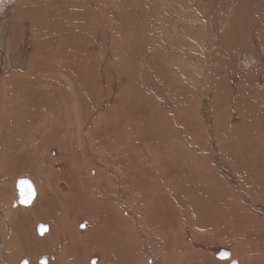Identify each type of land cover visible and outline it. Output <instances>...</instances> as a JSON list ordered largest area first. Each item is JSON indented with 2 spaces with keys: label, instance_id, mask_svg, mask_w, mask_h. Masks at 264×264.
I'll return each instance as SVG.
<instances>
[{
  "label": "bare ground",
  "instance_id": "6f19581e",
  "mask_svg": "<svg viewBox=\"0 0 264 264\" xmlns=\"http://www.w3.org/2000/svg\"><path fill=\"white\" fill-rule=\"evenodd\" d=\"M100 1L104 2L105 0H0V87L3 86L2 93L3 90L4 93L5 92L7 93L8 90L6 91V85H9L13 93L19 94L22 92L24 95L27 92H34L37 98L42 101H44V99L42 98V96H44L43 94H45L46 96L48 95L50 98V102L48 101L49 104L52 105L53 103L56 106H58L57 101L59 102L60 98L63 99L66 96H68L67 99L61 101L62 105H60V107L58 106L61 111L60 114L59 113L55 114L52 111V108H49L47 110V109H40L39 106L37 107V112L35 116L38 119V123L35 122L36 126L33 132H35V130L39 131L37 129L43 127L44 128L43 139H41V141L38 142L33 147L26 150L29 151L32 150L38 154L41 153L42 156L44 155L45 160H47V162L50 163L51 159L48 156H45V154L49 153L48 155L50 157L51 156L54 157V155H56V153L58 154V152L56 147L53 146L54 144H52L48 148L47 145L53 142L55 143L54 140L56 139L55 137L56 134L57 137L63 135L62 134L63 123H61L63 120L61 121V119L63 118L64 120H66L65 123L68 124V127L66 126V128L64 129L66 131L64 134L67 133V135L69 136H73V137L75 136L76 138L82 140L84 136L87 137L86 139H88L89 134L92 135L95 134V132L92 131V128H94L95 126H91L92 127L91 129L86 130L87 129L86 125H88V120L92 119L93 115H98L100 120L113 121L114 119H117L116 122L119 121L121 126L116 127L115 131L119 132L118 133L119 135L114 136V143L112 138H110L107 141H103L101 139L99 142L96 143V145L90 146V148L96 146L95 147L96 151L90 149V153L86 154L85 158L88 161V163L93 159L90 162L92 163L93 161L95 162V157H94L96 155L95 152L102 151L103 154L111 155V153L115 151L121 155L120 157L121 159L119 163L122 167V169L119 167L120 168L119 171H117L118 170L117 167H116L117 169L116 171L115 170L110 171V169L114 167V165L111 166L110 164L109 167L111 168H109L106 166L107 164L105 165L102 163V166L97 167L96 171L95 168H90V166H87L88 168L85 171L83 168L81 169L78 167L76 168V170H73L68 167V164L58 163V166L64 167L63 169L65 171L63 170L59 171L60 169L57 170V172L48 171L46 173L45 171L43 172L41 171L42 173L40 174H42V177L40 178L39 182L36 179V181L40 185L39 186L40 194L38 193L37 198L34 199L33 204L29 208L16 209L19 212L18 219L20 220L18 221V223L14 225L13 217H12L11 221L7 224L5 222V219H3V217H5L4 215L5 213L1 212L2 216H0L1 217L0 226H4L3 227L4 231H7L9 229L11 236L9 237L6 244H4V239L6 237L4 235H1L3 231H1L0 228V253L1 252L6 253V255L0 254L1 255L0 263L16 264L17 259L23 255L34 256L40 252L41 253L49 252L55 243L60 245L61 243L65 242V239H67L69 242L68 245L63 250H61L60 260H63L64 258L72 257L74 259V264H88L89 256L87 257L86 254L88 252H91V250H93V252L90 255L92 254L97 255L96 258L90 257V259L93 258L91 259V261L93 262L94 260L100 259L99 262H97L96 264H180V262L182 264H197L198 259L202 257H207L208 259H210L211 256L210 254L202 250H198V251L188 250V247L200 248L202 247V245L204 247H206L205 245H207L206 242L200 240V237L195 238L196 236L195 231L197 233L199 231L203 233H209L212 231V229H214V227H217L220 228L222 233L231 234V235L234 234L237 235L241 233V235L243 236V246L247 250L245 251L246 252L245 254L243 255L241 254L242 255L241 259H243V261L245 262L247 261L250 262L256 258L259 260L256 261L258 264L259 262L260 264H263L264 241L260 242L261 247L254 248L246 243L245 234L251 233L254 235H258V234L264 235V206L261 205L260 203H257L260 200H261L260 202L264 203L263 202L264 197H261L264 194H259L257 193L256 190L253 193V195L250 197L244 191V188H242L241 184L239 185L240 180H238L236 177L231 175L230 166L233 165L232 161H230L228 158L226 159L225 164L222 163L223 161L220 156V151H218V148L216 147L217 144H215V137H214L216 131L214 130L213 127L214 124L213 116L214 115L216 116V114H214V112L210 113L209 111L210 110L209 108L211 106V103L209 105L210 97L207 95V92L203 89L207 84H212L215 89L216 88L218 89L219 86H221L222 83H224V80H226L227 74L230 73L229 75H232V77H234L233 72L234 74L238 72L242 73L244 72L243 69L249 66L252 67L255 64V62H257V63H261L260 69L262 70L256 73L257 75H255V77L251 79L250 83H252L253 87L256 88V91L258 89L264 91V75H263L264 45L260 43V39L256 33V30L260 26V23L262 22L264 24V0L257 1L258 8L249 6V4L252 5L251 3H255V0H250L251 3L248 2V4L245 5V8H243L241 14L243 15L244 11H246L245 9L247 8L249 11V18L248 15L247 16L243 15L242 20L244 22V25L238 24L236 26L238 28L236 34L240 38L239 41L241 42V44L242 43L250 44V48L248 49L250 51L246 52L242 48H240V50L234 49L235 52L232 53V55H230V58L227 59L226 61H224L225 59L224 58L223 63L221 62L222 66L220 68V72L222 73V75L220 77L217 78L213 77V75L215 74L213 73L214 72L213 70H210L211 69L210 65L212 66L214 65L212 64L213 61L212 57H214L215 54L213 56L212 53L211 54L212 57H211L209 52L210 48L205 44L206 45L205 53L207 55L206 57H204L203 60L205 61L204 63L206 65L205 67H203L204 83L198 85V82L193 80L192 87H186V88L187 90L194 89L195 91L192 94L200 96L199 98V100L201 101L200 111H201V116H203L204 119L203 121H198V122H200L201 126H204L205 132L203 135L206 137V139H208L209 142H206V144H204L202 148H200V147H196L193 141H191L193 143L192 145H194V148L190 146L192 149H190L189 153L184 151V148H187L188 144L186 143V141H184L185 139H187V136L184 135L183 133L184 131H182L183 126L181 125V122H183L182 120H184L185 124L191 125L192 128H196V123L193 115H190L188 120L185 121L184 117H180L177 113H175L174 109H172L170 104L166 101L165 96L161 90L160 84L157 83L156 81L152 80L150 81V83H145L144 81L143 82L141 81L138 82L136 85H132V86L131 84L127 85L126 81L124 80L117 81L116 77L117 74L119 75L120 70L118 67L115 66L113 61L112 62H108V61L114 59H119L120 61V59H131L133 57L132 59L136 60L140 64V66L142 63L143 66L142 61L144 58L143 57L144 53L143 54L141 53L142 55L139 54L138 56H135L137 52L132 50L133 43L131 42L130 38H127L126 35H125V37L127 38V41L125 42L126 45L124 43L123 47L120 46L121 48H117L116 45H114V39L116 37L115 28L108 24L104 25L102 19L104 18L103 17L104 14L107 17L106 13H108L111 10L107 9V11H105L106 13L103 12L102 11L103 7L100 8L99 6ZM145 1L146 4L147 0ZM217 1L221 2L222 4H226L230 0H217ZM195 3L196 0H191V4L189 3V6L193 8L195 7ZM148 7L146 8V12L149 11ZM199 8L201 7H198V9ZM257 10H259L258 13L261 12L260 13L261 15H259V17L251 15L253 12ZM211 14H208V16L211 18V22L213 20H217L221 18L218 17L215 12ZM201 16H198V18L205 19L202 18L203 16L202 17ZM38 17H44L45 19H43V21H38L37 19ZM160 17L161 19L165 20L162 16ZM114 19L117 18L115 17L111 19L110 22L112 21L115 22ZM199 23H202V21H200ZM202 24H200L201 25L200 27H204L203 38L206 39L209 32L207 29H205L206 27ZM208 24L209 23H207L206 25ZM112 25H114V23ZM72 28L73 30L78 29L79 31L77 32L79 33L75 35ZM81 31H84L85 33H80ZM146 32L148 33L146 37L150 38L149 37L150 29ZM179 32L181 31L179 30ZM210 32L212 33L213 31ZM197 33L199 32L197 31ZM144 34L146 33L144 32ZM116 40L119 39L116 38ZM186 40L190 41L188 39ZM186 40L184 39V41ZM217 41H215V43ZM226 42L224 44H226ZM220 43H222V41ZM220 43L217 42V44ZM233 43L235 42L232 41L231 45H233ZM226 46L229 47V45ZM177 48H182V47L180 45H177ZM221 50L223 51V49ZM253 50L255 51V56L252 54ZM147 53L151 54V52L146 51L145 54ZM222 53H224V51ZM133 63L132 61L130 62L131 68L133 66ZM51 64H53V68L48 67V65ZM30 66H40L41 68H39L37 72L32 73L31 72L32 68H29ZM28 68L30 70L29 72L26 73ZM15 70L18 71V73L20 74H17ZM78 72L82 74L84 77L86 76L90 77L92 75L96 76L95 81L97 82V85L95 84L94 87H91L89 84L88 85L86 84V86H90L89 91L87 92L88 89L86 91L85 89L81 90V91H85L82 97L92 96L93 102L88 101V103H84V104H81L78 101L74 102L75 96L74 97L72 96L73 92L71 89L72 88L71 85L77 83ZM6 73L8 76L4 77L6 76ZM225 73H227L226 76H224ZM80 77L81 75H79L78 77V80L80 79L79 82L81 81L82 78ZM211 77L212 79L213 78L214 79L212 80ZM108 79L110 80V88H106L107 86L105 87L106 83L103 84ZM189 79L190 76L189 77L185 76L186 84L189 83ZM205 81L208 83H205ZM37 87L39 90L37 89ZM182 88L184 87L182 86ZM138 91H141V95L143 94V91H148L152 95L149 96V98L152 99V103H150L149 106L150 109L148 110V112H150V114H153L154 116L150 118V120L148 119L146 120L148 122L151 121L152 123H155V120L161 119L160 120L161 123L163 122L171 123L172 124L171 128H166V130H163L162 126L158 125L159 123L157 125L152 124L154 127L157 128V131L156 134L153 133V135L149 136L147 134L148 131H146L150 128L148 127L149 123L146 122L147 126H144L146 123H143L144 125L142 124L141 127L138 124H137L138 126L136 125V127H140V128L144 126L143 129L145 132H142L140 129V132H142L140 134H138L137 131L134 129V125L136 124L135 122L126 123V124L123 123L125 121L124 117H121L123 114H125L128 111L134 113L132 109L129 110V108L126 107L131 108L132 106L134 108L133 110L136 109L134 107L135 105L133 101L134 99L130 97L131 98L130 102L132 101L133 102L127 103L125 101V98L127 96H131V94H135ZM119 92L123 93L125 97L122 98V95H120ZM242 98L243 97H240L239 101H241ZM156 99L160 101L158 107L153 105V103L156 102ZM4 101H5L4 99L0 100V104H1L0 120L2 121H5L6 116H8L7 112L5 111L6 109L4 106L5 104ZM195 101L196 103L198 102L197 100ZM33 102H37V101H33ZM212 103H214V99ZM263 104H264V99H261V101L257 105L252 104V112L256 110V115L253 116H249V115L244 116L243 114L246 113L247 111H245L244 108L242 110L238 109V105L236 106L234 105L233 106L234 109L232 108L233 111L229 113L230 120L236 123L234 125L237 124L246 125L247 132L245 133V135L248 137V139L251 138L253 139V137L251 136L254 135L253 132L255 131L254 127L262 129V131L264 130V107H260V105L263 106ZM89 105L94 108L93 110L95 111L94 113L90 111L89 112L86 111V108H88ZM154 109L155 111L152 112ZM250 109L251 108L248 109L249 114H250ZM41 110H43V113L45 115L41 114L42 113ZM49 110L54 113L52 116H48ZM142 110H145L144 107L143 109H141V113H143ZM241 111L243 112L241 113ZM21 114H23V111L19 110L18 115ZM212 114L214 115L212 116ZM31 115H32L31 112H27L28 118H30ZM142 115L140 116L142 117ZM256 116H259L261 118V121H259V119L256 118V123L258 125L255 124L254 122ZM46 117L50 120V122L49 121L45 122ZM99 118L97 119V121L99 120ZM217 119L219 122L221 123L223 122L218 117ZM249 119H251L253 122H250ZM55 121L56 123H58L56 133H54V129L52 130L53 133H50L49 129L51 127H49L48 124H52ZM142 122H138V123L141 124ZM30 124H31L30 121H28L25 124L22 123L18 137L20 136L21 132L29 128ZM39 124L41 127L39 126ZM223 125L224 122L222 126ZM2 127L3 124L1 123V128ZM145 127H148V129L145 130ZM102 128H106V129L108 128L111 131L113 129L111 125H109L108 127L102 125ZM40 131L39 133L42 134V132ZM163 131L168 133V135L166 136L165 139L160 140V136ZM113 134L114 133H112V135ZM24 137L26 136L24 135L23 137L21 136V138L19 137L20 143H22L23 140H26L24 139ZM62 137L60 138L62 139ZM98 137H102V136H100L99 134ZM177 137L178 140L173 145L179 143L181 145V149L183 150L175 149L173 147H168L164 150H158L153 148V145L157 142L163 143V147H167V144L170 143L171 140L176 139ZM8 138H12V137H8ZM80 141L77 142V146ZM62 142L64 143L65 141ZM83 142L84 141L80 143ZM63 143L62 146L64 147L67 143H64L65 145H63ZM99 143L101 145L98 147ZM112 143L114 144V146H116V149L114 148ZM86 144L88 147L87 149H89L88 144L91 145L92 143L87 142ZM45 147L48 150L47 153ZM75 148L79 149V146L78 148L77 147ZM119 148L121 149L120 152L118 151ZM67 149H68L67 153L69 151L67 155H69L70 150L69 148ZM76 149L72 147V151L75 153L77 152ZM22 151L23 150H21V152ZM79 151H81V149ZM81 152L79 154H81ZM198 152L200 154L204 153L203 155H201L202 157L198 155ZM72 153L70 154L69 157H71ZM26 154H28L27 151ZM12 156L15 157L18 155L15 156L12 155ZM96 157L98 156L96 155ZM177 157L179 160V164L190 163L195 168L193 170V175L189 181L181 182L177 180L175 177L168 176L162 171L163 170L162 166H164L165 168V166L172 165L171 161L168 162L169 158L170 159L173 158L174 161L176 160ZM19 158L21 159V157ZM110 158L114 159L112 157ZM8 159L10 160L11 158ZM69 159L71 160V158ZM53 160L54 162L50 166H54L56 164V161H60L61 159L58 160V158H53ZM258 161H259V157L257 162ZM77 162L81 163L78 160ZM201 162H203L204 164H201ZM14 163L16 167V162ZM240 164H241L240 162H236L235 166L240 167ZM204 165L207 166V170H203ZM35 168L36 166L34 167V169ZM40 170H44V168H41ZM90 171L92 173L96 172V174H91ZM204 171L206 172L208 171V174H205L206 172ZM252 171H254V174L252 173L253 175L251 177H253L258 172V170L257 171L252 170ZM110 173L112 175H110ZM117 173L121 175L120 178ZM35 174L32 173L33 176H35ZM123 174L125 177H123ZM48 175H51L50 179H48L47 177ZM35 177L37 178V176ZM20 178H26V177H20ZM55 178L57 179L54 180ZM26 179L30 180L29 178ZM1 181H2V175L0 177V183H2ZM54 181H57L55 182L57 187H53ZM30 182L32 183L35 189L33 182L31 180ZM215 182L217 183V185L218 184L221 185L220 188L222 190L225 189L224 185L228 188L227 184H230L229 191L231 190L236 195H238L240 200L235 201L234 199H228L227 197L229 195L226 196L224 193L223 195L218 196L219 194L218 190H216L217 192H214V190L211 192L210 187L211 185L213 186ZM177 183H180V186H177ZM198 185L200 187H203V189L207 191V194H201L203 191L202 189H199V187L196 188ZM3 188L5 187H2V189L0 190H4ZM131 189H133V191L135 192L133 193V195L132 194L130 195L135 196V198H130V197L126 198V195ZM184 191L188 196L197 199L196 206L186 207L191 205V203L189 205L188 203L192 202L193 199H191L186 206H181L180 204L171 205L168 203V201L174 198L176 195H179L180 197H182L181 195L184 196L185 195L183 194ZM35 195H36V190H35ZM137 195L140 196L136 197ZM195 202L193 204H196ZM12 205L14 207L19 205L20 207V205L23 204H20L18 202V197H17V201L13 202ZM44 206L50 207V210L46 212V215L42 213V209ZM3 209L4 208L0 206V210ZM182 209L185 211V213L182 212L181 214L182 216H180L178 211H182ZM55 210L56 211L63 210L62 214L64 215V218H60L58 220ZM196 210L200 212L199 214H202V215L197 214V216H203L204 212L208 214H211L212 212L217 213L216 215H211V216L208 215L210 216L209 218H213L214 216L215 217L217 216L218 217L217 221L216 222L212 221V223L210 222L207 225L205 224L201 225V223L199 225L193 224L192 221H196L197 216L195 217V219L192 218L194 214L192 213L193 214L192 216L191 212H195ZM237 211L242 215L243 220H235ZM29 214L33 215L32 219L23 218ZM137 215H141L142 218L140 219L139 216L137 217ZM230 215L233 216L232 219ZM85 218H88L90 220L88 221L86 229L78 230L77 229L78 225L80 222H82L80 220H85ZM40 219L53 220L54 227H52L49 234H45L43 236L41 235L37 238L35 235L34 223L36 221H39ZM69 219H73L72 223L69 221ZM69 223H71V225ZM251 223L255 224V226L254 227L250 226L248 228V225H250ZM83 224L86 225V222H83ZM41 226L44 225L43 224L37 225V230L39 233L42 232ZM27 227L29 229H27ZM145 231H149L148 234H150L151 237H148V234L145 233ZM216 234L218 235L220 233H216ZM31 237H34L36 244L34 245L30 244ZM76 238L80 240L82 243H79ZM184 238L188 239V242L184 240ZM153 240L154 241L159 240V242L161 241L164 245L162 243L161 245L155 244L154 242H152ZM224 244L225 245L222 246L223 248L226 247V245H228L227 242ZM3 249H5V251ZM82 249H84L83 252ZM163 250H164V255L160 257L158 254ZM168 251L169 253H167ZM213 251L215 253H219L220 255L222 252L221 245L214 246ZM184 253H186V256L182 258L181 255ZM54 258L55 255L52 253L49 256L40 257L39 259L36 260V262L44 264L49 259L51 261ZM180 258L182 259L179 262L178 260H180ZM149 259H151L152 261L148 262ZM174 259H178L177 261L179 263H176ZM165 260L168 261V263L165 262ZM212 261L211 263H213ZM230 261H236V260L232 259ZM214 263L216 264L219 262H214ZM58 264H67V262L64 261L58 262ZM236 264H238L237 261ZM242 264H244V262Z\"/></svg>",
  "mask_w": 264,
  "mask_h": 264
},
{
  "label": "rangeland",
  "instance_id": "374dc122",
  "mask_svg": "<svg viewBox=\"0 0 264 264\" xmlns=\"http://www.w3.org/2000/svg\"><path fill=\"white\" fill-rule=\"evenodd\" d=\"M108 1L107 0H105L104 2L100 1L99 6H100V8L103 7L102 8L103 12L107 11V9L111 10L108 13L105 12L107 14V17L103 13L104 14L103 17L105 18V20H104V18H102V19H103L104 25L108 24V25L113 26L115 28L116 37L114 39V45H116L117 48H121V47H123L124 43L127 41V38H130L131 42L133 43L132 44V50L137 52V54L135 56H138L139 54L144 53V55H143L144 58L142 61L143 66L141 63L142 67L140 66V64L136 60L132 59L133 57L131 59H120V61H119V59H114V60L108 61V62L113 61L115 66L118 67L120 70L119 75L117 74V77H116L117 81L124 80V81H126L127 85L131 84V86L136 85L138 82H141V81L142 82L144 81L145 83H150V81L153 80V81H156L157 83H159L161 90L165 96L166 101L170 104L172 109H174L175 113H177L180 117H184L185 121L188 120L190 115H193V117H194V120L196 123V128H192L191 125L185 124L184 120H182L183 122H181V125L183 126L182 131H184L183 132L184 135L187 136V139H185L184 141H186V143L188 144L187 148H184V151L189 153L190 149L194 148V145H196V147L202 148V146L204 144H206V142H209V141L203 135L205 132L204 126H201L200 122H198V121H203V119H204L203 116H201V111H200V103H201V101L199 100L200 96L199 95H193L192 93L195 90L194 89H188L187 90L186 87H192V81L193 80L197 81L198 85L204 83L203 67H205L206 65L204 63L205 61H203V60H204V57H206V55H207L205 53V50H206L205 46L206 45L210 48L209 49L210 55L213 53V56H214V54H215L214 57H212V55H211V57L213 58L212 64H214V65L213 66L210 65V68H211L210 70L214 71L213 73L215 75H213V77H215V78L220 77L222 75V73L220 72V68L222 66L223 59L225 58L224 61L229 59L230 55H232V53L235 52L234 49L240 50V48H242L246 52L250 51V50H248L250 48V44L249 43H242L241 44V42L239 41L240 38L236 34V31L238 30V28L236 26L238 24L244 25V22L242 20L243 15H246V16L248 15V18H249V11L247 8L245 9L246 11H244L243 15L241 13H242L243 8H245V5H247L248 2L251 3L250 0H241V1L240 0H230L226 4H222L221 2H219L217 0H213V1L212 0H196L195 7H193V8L191 6H189V3L191 4V0H147L148 4L147 3L145 4V2H146L145 0H108ZM257 1L258 0H255V3H251L252 5L249 4V6H253L254 8H256V7L258 8V2ZM112 2H113V4H112ZM114 4H116V5H114ZM147 7L149 9L148 12H146ZM198 7H201V8L198 9ZM208 9L211 11H209ZM222 9H223V11H222ZM200 12L202 13L203 17L201 16ZM213 12H215L216 15L218 17H221V18H219L217 20H213L211 22V18L208 16V14H211ZM230 12H231V14H230ZM258 12H259V10L253 12L251 15L259 17V15H261L260 14L261 12L260 13H258ZM145 13L147 14V17H146ZM219 14H220V16H219ZM225 14H226V16H225ZM143 15H145V16H143ZM160 16H162L165 20L161 19ZM198 16H201L202 18H205V19H199ZM115 17L117 18V19H114L115 22L112 21L115 25L114 26V25H112L113 23L110 22V20L115 18ZM37 19H38V21H43V19H45V18L44 17H38ZM199 20L202 21L203 24L199 23L200 22ZM105 21H107L108 23ZM207 23H209V24L206 25ZM200 24L204 25L206 27L205 29H207L209 32V34H208L209 37L207 36L206 39L203 38L204 27H200L201 26ZM140 25H142V26H140ZM149 25H151V26H149ZM214 27H216V28H214ZM141 28H143V29H141ZM197 28H198V30H197ZM149 29H150V34H149L150 38H147L146 36L148 35V33L146 31H148ZM72 30H73V28H72ZM179 30L181 32H179ZM263 30H264V24L261 22L260 26L256 30V33H257V36L259 37L260 43L262 45H264V32H263ZM73 31H74L75 35L77 33H79V32H77V31H79L78 29H74ZM197 31L200 33V35H199V33H197ZM210 31H213V32L211 33ZM144 32L146 34H144ZM80 33H85V32L81 31ZM129 34H130V36H129ZM133 34H134V37H133ZM216 34H218V35H216ZM125 35L127 36V38L125 37ZM116 38L119 40H116ZM184 39L185 40L188 39L190 41L186 40L187 41L186 42V41H184ZM194 39L197 41H195ZM205 40H207V41H205ZM219 40H220V42L222 41L223 45H222V43L219 42ZM215 41H217L220 44H217V42L215 43ZM232 41L235 42V43H233V45H231ZM225 42H226V44H224ZM125 45H126V43H125ZM177 45H180L182 48H177ZM226 45H229L230 48ZM146 47H148V48H146ZM220 48L223 49L224 53H222L223 51ZM144 50H145V52L146 51L151 52V54L150 53L145 54ZM177 50H179V51H177ZM225 52H228V53H225ZM229 52H230V54H229ZM252 54L255 56L254 50H253ZM133 60H134V63H133ZM219 60H221V61H219ZM131 61H132L133 66H134V67L132 66V68H131V64H130ZM251 65H253V64H251ZM260 65H261V63L255 62V64L252 67L249 66V67L243 69V71H244V72H242L243 74L241 72H238V71H237L238 73H236V74H234V72H233L234 77H232V75H229L230 73L229 74L225 73L224 76H226V74H227V78H226V80H224V83H222V85L219 86L218 89L217 88L215 89L212 84H207L205 86V88L203 89L207 92V95L210 97V102H209V105L211 103V106L209 108L210 113L214 112V114H216V116L214 114H212V116L214 115L213 116L214 117L213 127H214V130L216 131L214 137H215V144H217L216 147L218 148V151H220V156H221L222 161H223L222 163L225 164L226 159H228V158L230 161H232L233 165L230 166L231 175L236 177L238 180H240L239 185L241 184L242 188H244V191L250 197L253 195V193L256 190H257V193L264 194V130L262 131V129L254 127V130H255V131H253L254 135L251 136V137H253V139L252 138L248 139V137L245 135V133L247 132L246 125H244V124L234 125L236 123L230 120V116H229L230 114L229 113L231 111H233L234 105L235 106L238 105V109L242 110L244 108L245 111H247L246 113L243 114L244 116L245 115H249V116L256 115V110L254 112H252V104L257 105L261 101V99H264V91L260 90V89H258L256 91V88L253 87V85H252V83H250V81L253 77H255V75H257L256 73H258L259 71L262 70V69H260V67H261ZM48 67L53 68V64L48 65ZM29 68H32L31 72L35 73L41 67L40 66H30ZM29 68L26 71V73L29 72V70H30ZM130 68H131V70H130ZM16 72H17V74H20V73H18V71H16ZM77 74H78V77H79V75H81L82 78L80 77L81 81L79 82L80 79L78 80V77H77V83H75L76 85L78 84L77 86L75 84L71 85V87H72L71 89L73 92L72 96L73 97L75 96L74 102L78 101L81 104L88 103V101L93 102L92 96L82 97V95L84 94V92L87 89H88L87 92L89 91L90 86L94 87L95 84L97 85V82L95 81L96 76L95 75H92V76L89 75L90 77L86 76L88 78L87 79L86 77H84L79 72ZM263 75H264V70H263ZM7 76L8 75L6 73V76H4V77H7ZM185 76H188V77L190 76L188 84H186V82H185ZM146 77H147V79H146ZM137 78L139 81L137 80ZM211 79H212V77H211ZM205 83H208V82L205 81ZM86 84L87 85L89 84L90 86H86ZM103 84H105V87L107 86L106 88H110V80L109 79L106 80ZM81 85H83V86H81ZM84 86H85V88H84ZM182 86L184 88H182ZM2 89H3V86L0 87V100H2V99L5 100L4 106H5V109H6L5 111L7 112L8 116H6L5 121L0 120V139H1L0 140L1 141L0 142V165H1L0 177L2 175V181H1L2 183H0V189H2V187H5V188H3L4 190H0V201H2V202H0V206L4 208L3 210H0V216H2L1 212L5 213L4 214L5 217H3V219H5V222L7 224L11 221V219L13 217V224L16 225L18 223V221L20 220V219H18L19 212L16 209L17 208H29L33 204L34 199L37 198L38 193L40 194V191H39L40 185L38 183L40 178L42 177V174H40V173H42L43 171H45L46 173L48 171L57 172V170H59V169H60L59 171H62V170L65 171L63 169L64 167L58 166V163L68 164V167L73 169V170H76V168L78 167L81 169L83 168L86 171V169L88 168L87 166H90V168H95V171H96V168L101 167L102 163L105 165L107 164L106 165L107 167H109L110 164H111V166L114 165V167H112V168L109 167V168H111L110 171H114V170L116 171L117 169H118L117 171H119L120 168L122 169V167L119 163V161L121 159L120 158L121 155L115 151L112 152L111 155L110 154H108V155L103 154L102 151L101 152L100 151L95 152V154L98 157H96V155H95L94 156L95 162L93 161L92 163H90V162L93 159L91 161H89V163H88V161L85 158L86 154L90 153V149H93L94 151H96L95 150L96 146L91 147V148H90V146L96 145V143L99 142L101 139L103 141H107L110 138H112L113 143H114V136L119 135L118 134L119 132H116L115 128L121 126L119 121L116 122L117 119H114L113 121L112 120H100L98 115H93L92 119L88 120L89 127H88V125H86L87 126L86 130L91 129L92 128L91 126H95L94 128H92V131H94L96 135L95 134L94 135L89 134L88 135V139L90 138L89 140L86 139L87 137H85V136L81 140L79 138H76L75 136L74 137L69 136V135H67V133L64 134L66 132L64 129L66 128V126L68 127V124L65 123L66 120H64L62 118L61 119V121L63 120L61 122V123H63V125H62V127H63L62 132L63 133L62 134L66 137V140H65V137L63 135L57 137V134H56L55 135L56 139L54 138L55 139L54 141L56 144L53 142V143H50L47 145V148L49 146H51L52 144H54L53 146L56 147L58 154L56 153V155H54V157H52V156L50 157L48 155L49 154V153H47L48 150L45 147L46 153H47V154H45V156H48L51 159L50 163H48L47 160H45L44 155L42 156L41 153L38 154V153H35V151L26 150V149L33 147L38 142H40L41 139H43V135H44V133H43L44 128L43 127L40 128L41 131H40V129H37L40 132H42V134L36 130H35V132H33L35 129L36 123H38V119L35 116V114L37 112V107L39 106L40 109H47V110L49 108H52V111L55 114H57V113L60 114L61 111H60L59 107H60V105H62L61 101L64 99H67L68 96H66L63 99L60 98L59 102L57 101V105L59 106L58 107L53 103H52V105H50L49 104L50 98L48 95H47L48 96L47 97L45 94H43L44 96H42V98L44 99V101H42V100L37 98V96L34 94V92H27L24 95L22 92L19 94L13 93V91H11L9 85H6V91L8 90L7 93L6 92L4 93V90L2 93ZM37 89H38V87H37ZM83 89H85V91H81ZM78 92H80L81 94ZM119 93H120V95H122V98L125 97V95L123 93H121V92H119ZM2 95H3V98H2ZM142 95H141V91H138L135 94H131V96H127L125 98V101L127 103H132L134 101V103L136 105V106L134 105V107L136 109L133 110L134 108L132 106H131V108L126 107V108H129V110L132 109V111H134V113L132 112L134 115L130 111H128V109H127L128 112H126L125 114H123L121 116V117H124V119H125V121L123 123L126 124V123H134L135 122L136 124L134 125V129L137 131L138 134L145 132L143 128H144V126H147V123H149L148 127H150V128L148 129V127H145V130L148 129L146 131H148L147 134L149 136L153 135V133L156 134V131H157V128L154 127L152 124L157 125L159 123L158 125L162 126L163 130H166V128H171L172 127L171 123H168V122L161 123V121H160L161 119L155 120V123H152L151 121L148 122L146 120V119L150 120V118H152L154 116L153 114H150V112H148V110L150 109L149 108L150 103H152V99L149 98V96L151 94L148 91H143ZM77 96H79V97H77ZM130 97L134 99L132 102H130V99H131ZM240 97H243L241 101H239ZM47 98H48V100H47ZM213 99H214V103H212ZM45 100H46V102H45ZM195 100L198 101L197 103L199 104V107H198V104L196 103ZM33 101H37V102H33ZM40 104L43 106V108ZM159 104H160V101L157 99H156V102L153 103V105H155L156 107H158ZM49 106H51V107H49ZM90 107L91 106L89 105V107L86 108V111L87 112L90 111V112L94 113L95 112V111H93L94 108L91 107L92 108L91 109ZM143 107L145 110H142L143 113H141V109H143ZM260 107H264V104H263V106L260 105ZM249 108H251L250 114L248 111ZM0 109H1V104H0ZM19 110H22L23 114L18 115ZM52 111H50V110L48 111V116H52L54 114ZM154 111H155V109L152 112H154ZM27 112L32 113L30 118L27 117ZM41 112H42L41 114H44L43 110H41ZM137 112H139V113H137ZM242 112L243 111H241V113ZM128 115H130V116H128ZM140 115H142V117ZM137 116L140 118H138ZM131 117H133V118H131ZM217 117L221 121L224 122L223 126H222L223 122L222 123L219 122ZM98 118H99V120L97 121ZM143 118H144V120H143ZM256 118H258L259 121H261V118L259 116H256L254 119L255 124H257ZM47 119L48 118L46 117L45 122H48V121L50 122V120L49 119L47 120ZM93 119H95V120H93ZM249 120H250V122H253L251 119H249ZM28 121L31 122L29 128L27 130L21 132V134L19 136L21 138V136L23 137L25 135L27 138L24 137V139H26L28 141L23 140V142L20 143V141H19L20 138L18 137V134L20 132L21 125H22V123L25 124ZM129 121H131V122H129ZM137 121L142 122V123L140 124ZM91 122H93V123H91ZM1 123L3 124L2 128H1ZM143 123H146V124L144 125ZM137 124L140 125V127L142 124L144 126H142V128L136 127ZM102 125L107 126V127L109 125H111L113 127V129L111 131L108 128L107 129L102 128ZM39 126H40V124H39ZM48 126L51 127L49 129L50 133H53V131H52L53 129H54V133H56V130L58 127V123H56V121L53 122L52 124H48ZM153 128L155 129V131ZM100 129H103V130H100ZM140 129L142 132H140ZM104 132H106V133H104ZM112 133H114V134L112 135ZM13 134H15V135H13ZM99 134L102 137H98ZM11 135H13V136H11ZM167 135H168V133L163 131L161 136H160V140L165 139ZM8 137H12V138H8ZM60 137H62V139ZM94 138H96V139H94ZM177 140H178V137L174 140H171V142L167 144V147H163V143L157 142L153 145V148L158 149V150H164L168 147H173L175 149H181V145L179 143L173 145ZM62 141H65L64 143H67L68 145L67 144L66 145L68 147ZM78 141H80V142L84 141V142L83 143L79 142L78 143L79 149H76L75 147L78 148V146H77ZM191 141H193L194 145H192L193 143ZM74 142H76V143H74ZM87 142L93 144V145L88 144L89 149H87L88 148L87 144H86ZM62 143H63V145L66 146V147L64 146L65 149L62 146ZM113 143H112V145L114 146ZM100 145L101 144L99 143L98 147ZM57 146L60 148H58ZM72 147L74 149H76L78 153L73 152ZM67 148H69L70 154L73 152L71 157H69L70 154L67 155L69 153V151L67 153V150H68ZM114 148L116 149V146H114ZM59 149H60V151H59ZM63 149H64V151H63ZM80 149L82 152L79 151ZM21 150H23V151L21 152ZM181 150H183V149H181ZM12 151H14V152H12ZM26 151L28 152V154H26ZM65 151H66V153H65ZM118 151L120 152L121 149L119 148ZM221 151H223V152H221ZM33 152H34V154H33ZM80 152H81V154H79ZM203 154H200L198 152V155H200V157H202L201 155H203ZM12 155H14V156L18 155L19 157H21V159L18 156L13 157ZM36 157H38V158H36ZM41 157H43V158H41ZM110 157H112L114 159H111ZM258 157H259V161L257 162ZM8 158H11L12 161H11V159L9 160ZM53 158H58V160L59 159H61V160L56 161V164L54 166H50L54 162ZM69 158H71L73 163L71 162V160ZM77 160L80 161L81 163L77 162ZM170 161L172 163L171 166H165V168H164V166H162V168H163L162 171L165 174H167L168 176H173L181 182L182 181H189L191 179V177L193 175V170L195 169L192 166V164H190V163L179 164L178 157L176 158V160H174L175 162L173 161V158L172 159L169 158L168 162H170ZM14 162H16V167H15ZM32 162H34V163H32ZM117 162H118V165H117ZM236 162L241 163L240 167L235 166ZM46 163H48V164H46ZM201 164H204V163L201 162ZM32 165L33 166L35 165L37 169L35 168L36 169L35 170L34 169L35 166L33 167ZM38 165H40V166H38ZM116 167H117V169H116ZM2 168H3V170H2ZM41 168H44V170H40ZM67 170H68V168H67ZM203 170H207L206 165L203 166ZM252 170H255V171L258 170L257 174H255L253 177H251L254 174V171H252ZM31 172L33 174L36 173L35 176H37V178L35 176H33ZM204 172H206V171H204ZM260 172H262V173H260ZM90 173L96 174V172L92 173L91 171H90ZM205 174H208V171ZM110 175H112V174L110 173ZM118 176H119V178L121 177L120 174H118ZM20 177L29 178L33 182L35 189H36V195L34 196V198H32V200L30 201V204L20 205V207L19 206L14 207L12 204H13V202L17 201V197H18V192L16 189V180ZM47 177H48V179H50L51 175H48ZM123 177H125L124 174H123ZM36 179L38 182L36 181ZM56 179L57 178H55L54 180H56ZM57 181H60V180H57ZM57 181H54L53 187H57V185L55 184V182H57ZM227 185H228V188L224 185V188L226 190L225 189L222 190L220 188L221 185L220 184L217 185V183L215 182L213 186L211 185L210 191L212 192L214 190V192H217L216 190H218V193H219L218 196L223 195V193H224L226 196L229 195L227 197L228 199H234L235 201H239L240 200L239 196L236 195L231 190L229 191V185L230 184H227ZM177 186H180V183H177ZM198 187H199V189H202V191H203L201 194H207V191L205 189H203V187H200L198 185L196 188H198ZM223 191H225V192H223ZM228 191H229V193H228ZM134 192L135 191H133V189H131L128 192V194L126 195V198H128V197L135 198V196H132ZM130 194H132V195H130ZM183 194H185V195L184 196L181 195L182 197H180L179 195H176L174 198L170 199L168 201V203L171 205L172 204H180L181 206H186L187 203L191 199H193L192 202L188 203V205L190 203H191V205L186 206V207H193V206L197 205V201H196L197 199L196 198L188 196L185 191L183 192ZM138 196H140V195H137L136 197H138ZM261 197H264V195ZM128 201H130V200H128ZM260 201H258L257 203H260L261 205L264 206V203H262ZM194 202L196 204H193ZM253 202H254V200H253ZM183 209H185V208H183ZM183 209H182V211H178L180 216H182L181 215L182 212L185 213V211ZM49 210H50V207L44 206L42 209V213H44L46 215V212ZM60 210H57V211L55 210L56 212L54 211L56 213V216L58 217V220L60 218H64V215L62 214L63 210L62 211H60ZM192 213L194 214V216ZM199 213L200 212H198L197 210L195 212H191V215L193 216L192 218L195 219L197 214L202 215ZM205 213L206 212H204L203 216H197L196 217L197 222L192 221V223L195 225H199L200 223H201V225H204V224L207 225L210 222L212 223V221H214V222L217 221V218H218L217 216L216 217L214 216L213 218H209L211 215H216L217 213H215V212H212L211 214H208V213L205 214ZM208 215H210V216H208ZM138 216L140 219L142 218L141 215H137V217ZM236 216H235V220H243L242 215L240 213H238V211H237ZM23 218L32 219L33 215L29 214ZM232 218H233V216H231V219ZM0 220H1V217H0ZM69 221L72 223L73 219H69ZM80 221H82V222H80ZM80 221H79L80 223H79L77 229L78 230H84V229H86L88 221H90V220L88 218H85V220H80ZM200 221H202L203 223ZM83 222H86V225H84ZM71 223H69V224L71 225ZM38 224H43L45 230L38 233L37 232L38 230H36L37 229L36 227ZM53 224H54V221L51 219H44V220L40 219L39 221H36L34 223L36 237L38 238L41 235L43 236L45 234H49L52 227H54ZM250 226L254 227L255 224L251 223L250 225H248V228ZM3 227L4 226H0L1 231H3L1 235H4L6 237L4 239V244H6L7 239L11 236V234H10L9 229L7 231H4ZM27 229H29V228L27 227ZM219 230H220V228L214 227V229H212V231L209 233H203L200 231L197 233L195 231V233H196L195 238L200 237V240L206 242L207 245H205L206 247H204L202 245V247H200V248L192 247L193 249L188 247V250L189 251L202 250V251L210 254V256L212 258V259L211 258L208 259L207 257H202V258L198 259L197 264H215L214 262H219L216 264H228V262L232 259H235L238 262V264H242L243 262H244V264H258L256 261H259V260L256 258L253 259L252 261L249 260L250 262H248V261L245 262V261H243V259H241V256L243 254H245L246 253L245 251H247V250L243 246V236L241 235L240 232H239L240 234L231 235V234L222 233L221 230L220 231ZM145 233L148 234L149 231H145ZM216 233H220V234L217 235ZM148 237H151L150 234H148ZM245 239H246L247 244L251 245L254 248H258V247H261L260 242L264 241V235H261V234L254 235V234L248 233V234H245ZM184 240H186L188 242V239L184 238ZM77 241L79 243H82L78 239H77ZM189 241H190V238H189ZM68 242L69 241L67 239H65V242L61 243L60 245L55 243L49 252H43V253L40 252L34 256L23 255L17 259L16 264H21V261H23V260H27L28 264H41L39 262L37 263L36 260L42 256H49L52 253L55 255V258L51 261L49 259L44 264H58V262H63V261L67 262V264H74V259L72 257H68V258H64L63 260H60L61 250H63L68 245ZM152 242H154L155 244H158V245H161V243H162L161 241L159 242V240H155V241L153 240ZM226 242L228 243V245H226V247L223 248L222 246H224L225 245L224 243H226ZM30 244H32V245L36 244L34 237H31ZM216 245L217 246L221 245V251H227L228 252L229 255L227 258L218 257V256H220L219 253H215L213 251L214 246H216ZM3 250L5 251V249H3ZM83 250L84 249H82V252H83ZM92 252H93V250H91V252H88L86 254L87 257L89 256L88 264H96L100 260V259H97V260H94L92 262L91 259H93V258L90 259V257H94V258L97 257L96 254L90 255ZM167 253H169V251ZM0 254L6 255V253H2V252ZM1 255H0V257H1ZM158 255L160 257H162L164 255V250L162 252H160ZM184 256H186V253L181 255L182 258H184ZM239 256H240V258H239ZM182 258H180V260H178L179 258L174 259V261H176V263H179ZM151 261L152 260L149 259L148 262H151ZM211 261L213 263H211ZM165 262L168 263V261H166V260H165ZM180 264H182V263L180 262ZM259 264H260V262H259Z\"/></svg>",
  "mask_w": 264,
  "mask_h": 264
},
{
  "label": "water",
  "instance_id": "95a60500",
  "mask_svg": "<svg viewBox=\"0 0 264 264\" xmlns=\"http://www.w3.org/2000/svg\"><path fill=\"white\" fill-rule=\"evenodd\" d=\"M21 181H27V182H29V184L32 186V189L34 190V193H35V189H34L32 183L30 182V180H28V179H26V178H18L17 181H16V189H17V192H18V202H19L20 204H23V205H28V204H30V202L25 203V202H24V199H25V198L21 196V191H20V182H21ZM34 196H35V195H34ZM34 196H33V198H34ZM228 255H229V254H228L227 251H222L221 254H220V256H218V257H220V258H227ZM25 261H26V262H25ZM21 264H28V261H27V260H23V261L21 262ZM228 264H236V261H230Z\"/></svg>",
  "mask_w": 264,
  "mask_h": 264
},
{
  "label": "snow or ice",
  "instance_id": "6c2138e0",
  "mask_svg": "<svg viewBox=\"0 0 264 264\" xmlns=\"http://www.w3.org/2000/svg\"><path fill=\"white\" fill-rule=\"evenodd\" d=\"M20 191L21 196L24 197V202L28 203L31 201L33 196L35 195L34 190L32 189V186L27 181H21L20 182ZM41 230L44 231V226H41Z\"/></svg>",
  "mask_w": 264,
  "mask_h": 264
},
{
  "label": "crops",
  "instance_id": "0c3cea01",
  "mask_svg": "<svg viewBox=\"0 0 264 264\" xmlns=\"http://www.w3.org/2000/svg\"><path fill=\"white\" fill-rule=\"evenodd\" d=\"M19 206V205H18ZM17 207V206H16ZM37 228V227H36ZM37 230V229H36ZM38 232V231H37ZM39 233V232H38ZM9 239V238H8ZM8 239H7V241H8Z\"/></svg>",
  "mask_w": 264,
  "mask_h": 264
},
{
  "label": "flooded vegetation",
  "instance_id": "af4514ba",
  "mask_svg": "<svg viewBox=\"0 0 264 264\" xmlns=\"http://www.w3.org/2000/svg\"><path fill=\"white\" fill-rule=\"evenodd\" d=\"M36 190V189H35Z\"/></svg>",
  "mask_w": 264,
  "mask_h": 264
}]
</instances>
